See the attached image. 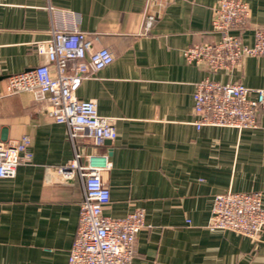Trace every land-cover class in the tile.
Here are the masks:
<instances>
[{
    "label": "crops",
    "instance_id": "0c3cea01",
    "mask_svg": "<svg viewBox=\"0 0 264 264\" xmlns=\"http://www.w3.org/2000/svg\"><path fill=\"white\" fill-rule=\"evenodd\" d=\"M246 1L251 15L240 33L251 45L254 30L264 27V0ZM217 2L2 0L0 139L29 136L32 158L13 177H0V264H68L77 232L83 184L59 172L74 155L68 128L47 115L46 100L7 91L10 75L44 62L35 43L50 38L55 26L78 27L94 49L114 54L77 95L96 99L118 133L106 141L112 166L102 173L110 189L104 214L145 211L133 264H264V231L254 241L208 227L217 194L260 191L264 201V113L254 128L195 125L199 82L264 88V55L216 72L185 58L189 46L219 38ZM149 14L159 16L147 27ZM89 143L81 141L79 150Z\"/></svg>",
    "mask_w": 264,
    "mask_h": 264
},
{
    "label": "built area",
    "instance_id": "2783aa9c",
    "mask_svg": "<svg viewBox=\"0 0 264 264\" xmlns=\"http://www.w3.org/2000/svg\"><path fill=\"white\" fill-rule=\"evenodd\" d=\"M250 15L246 0H218L213 29L219 38L186 48L187 61L216 72L232 70L245 56L264 55V27L254 30L251 45L241 37ZM158 16L147 15V27ZM35 47L44 62L10 75L7 91L30 92L37 99L46 100L47 115L68 128L74 155L59 172L65 180L78 176L84 189L68 264H133L137 234L145 226V211L138 208L123 217L104 214L110 189L102 173L112 166L106 141L116 139L118 133L112 120L99 113L96 99L77 95L83 80L110 65L114 54L108 48L94 49L93 38L78 27L55 26L50 38L36 42ZM193 100L197 128H254L259 124V115L264 113V88H251L241 82L205 79L197 84ZM84 140L90 143L83 153L79 143ZM30 146L29 136L0 139V177H13L21 162L31 160ZM208 227L234 231L258 241L264 231L262 192L229 190L217 194Z\"/></svg>",
    "mask_w": 264,
    "mask_h": 264
}]
</instances>
